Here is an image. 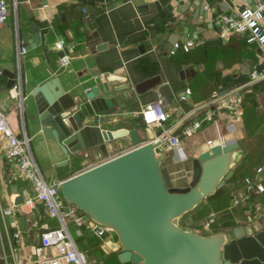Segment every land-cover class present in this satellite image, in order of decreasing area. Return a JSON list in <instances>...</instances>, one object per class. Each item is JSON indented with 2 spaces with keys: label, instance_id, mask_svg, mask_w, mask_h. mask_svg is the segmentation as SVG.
<instances>
[{
  "label": "crops",
  "instance_id": "1",
  "mask_svg": "<svg viewBox=\"0 0 264 264\" xmlns=\"http://www.w3.org/2000/svg\"><path fill=\"white\" fill-rule=\"evenodd\" d=\"M7 1L9 18L0 25V108L17 131L25 130L30 136L34 155L49 183L62 182L135 145L107 154L96 148L64 153L32 117L36 111L32 92L47 80L58 77L64 89L71 93L78 92L81 85H91L98 71L114 84L135 86L154 81L140 94L126 91V99L130 101L126 107L120 102L100 113L102 128L113 131L136 129L141 141L146 143L168 129L180 134L186 123L204 116L203 110L194 111L196 106L210 100L215 93H225L243 85L249 81L254 69L264 68V56L258 44L249 45L247 36L240 33L224 37L216 25L224 12L253 6L263 0ZM83 7L90 11V19L85 17ZM33 25L38 30L33 29ZM18 26L23 42L24 36L37 32L42 41L28 50L21 64L16 59ZM262 28L264 32V19ZM176 32L178 34L174 36ZM175 37L181 42L193 41L194 45L189 51L180 49L172 54L170 43ZM61 41L66 43L71 62L59 69ZM44 46L48 47V54L44 52ZM10 80L14 81L11 87ZM18 82L26 96L23 109L14 95ZM244 98L242 115L233 125H228L227 115L223 112L218 116V122H210L188 137L181 136L180 150L162 146L167 154L164 165L169 167L177 185H188L193 158L211 146L221 144L220 134L225 137L226 144H241L232 152V169L249 152L259 150V158H264V79L246 88ZM160 99L164 101L167 120L147 125L141 111ZM184 117L186 120L181 121ZM210 139L215 143L208 144ZM256 177L264 181V165ZM15 185L18 192H15ZM248 186L241 184L231 191L233 200L229 208L238 212L232 219L220 221L218 231L226 236L223 251L233 264H264V200L259 196L263 191ZM25 193H35L33 184L10 165L5 145L0 144L1 203L5 207L11 206L19 194ZM251 193L255 194L254 199ZM205 201L206 198L201 206ZM24 216V230H21L17 216H12L10 223L7 218L6 222L10 231H22L21 261L39 264L42 257L52 252L41 247V233L47 227L57 226L58 221L46 214L41 203ZM32 219H37L40 226L32 229ZM68 222L76 241L78 228L72 218ZM109 235L111 239L102 240L91 229L87 230L84 241L88 244L85 251L88 257L95 264H134L121 262L120 250L107 252L103 248L110 240L118 241L114 231ZM2 238L6 242L4 223L0 234V264H5L1 258Z\"/></svg>",
  "mask_w": 264,
  "mask_h": 264
},
{
  "label": "water",
  "instance_id": "2",
  "mask_svg": "<svg viewBox=\"0 0 264 264\" xmlns=\"http://www.w3.org/2000/svg\"><path fill=\"white\" fill-rule=\"evenodd\" d=\"M32 28L38 30L36 25ZM23 40L28 50L42 42L40 32L27 34ZM178 41L175 37L170 43L171 49ZM44 52L48 54L47 46ZM181 75L184 76L183 70ZM153 82L135 86L114 84L98 71L91 85L79 86L76 93L66 91L58 77L34 89L36 111L32 117L64 153L96 148L107 154L135 145L62 181L59 184L62 210L68 213L70 204H75L85 218L113 229L118 241L110 240L103 248L107 252L120 250L119 259L123 263L233 264L223 251L224 234L203 235L180 227L175 220L215 193L233 175L232 152L241 144H216L200 153L193 158L188 185L180 186L164 165L167 154L163 152L161 141L143 143L136 129L113 131L100 125L101 112L120 102L122 107L130 103L126 91L140 94ZM13 84L10 80L9 87ZM210 122L205 121L204 125ZM177 134L179 131L175 132ZM14 189L18 192L17 185ZM23 202L24 196L18 195L16 204ZM16 216L24 230L25 217L19 213ZM11 219L9 216V223Z\"/></svg>",
  "mask_w": 264,
  "mask_h": 264
},
{
  "label": "built area",
  "instance_id": "3",
  "mask_svg": "<svg viewBox=\"0 0 264 264\" xmlns=\"http://www.w3.org/2000/svg\"><path fill=\"white\" fill-rule=\"evenodd\" d=\"M9 2L7 0L0 1V25L4 24L9 18ZM85 17L91 18L90 11L87 7H83ZM264 19V0L255 4V6H247L245 8L236 9L231 12H224L216 20V25L222 36L226 37L232 33H240L247 36L250 43H257L261 48L264 56V32L262 28V20ZM18 45L16 51V59L21 64L23 58L28 52L27 45L22 41L19 34V26L17 29ZM194 45L193 41H178L171 49V53L175 54L178 50L183 49L189 51ZM59 49L62 52L59 57V69L67 67L71 62V55L66 48V43L61 41ZM264 79V68L254 69L250 75L249 81L225 93H215L213 97L196 106L194 111H204V116L193 122L186 123L180 134L175 135L173 129H168L159 135L155 140L161 141V146L165 145L172 150H180L182 148L183 137L190 136L194 131L202 128L205 121L218 122V116L225 112L227 115L228 125H233L242 115L244 90L253 83ZM15 97L19 100V106L23 109L26 96L23 93L21 82L15 86ZM143 119L147 125L154 123L161 124L167 120L164 101L162 99L151 103L144 107L141 111ZM184 117L181 121H185ZM221 144L225 145V137L220 134ZM215 141L208 140V144L212 145ZM0 144L5 145L8 162L12 167L18 170L20 176L33 184L35 193L22 194L24 202L16 204V199L11 206H3L0 199V234L1 227L5 225L6 242H3L1 258L5 264H24L20 257V240L22 231L20 229L10 231L6 219L9 216H24L36 207L37 203H41L46 214L58 221L57 226L47 227L41 233V247L51 249L49 255L42 257L39 264H95L77 245L75 238L70 230L68 219L72 218L76 225H86L100 239H111L109 233L114 230L110 227L90 218H85L80 213V208L75 204H70V211L65 213L62 210L63 196L59 191V183H49L34 155L31 138L25 130L17 131L12 125L11 119L5 115L0 108ZM163 148V147H162ZM249 189H253V184H249ZM256 189L260 192L264 191L263 183H258ZM20 195V194H19ZM25 217V216H24ZM215 217L212 215L205 224V229L210 230ZM39 221L32 219L31 228L39 227ZM115 232V231H114ZM2 237V235H1Z\"/></svg>",
  "mask_w": 264,
  "mask_h": 264
},
{
  "label": "trees",
  "instance_id": "4",
  "mask_svg": "<svg viewBox=\"0 0 264 264\" xmlns=\"http://www.w3.org/2000/svg\"><path fill=\"white\" fill-rule=\"evenodd\" d=\"M249 45H255L257 43H250L246 39ZM191 49V48H190ZM189 49V50H190ZM245 103V98L243 100V108ZM259 150L254 152H249L246 154L245 158L238 164H235L233 167V175L226 181V183L216 190L215 193L206 197V201L201 206L204 199L196 205L192 211L194 210V215L186 216V219H182L179 223V226L186 229L198 232L203 235H212L216 233H220L219 230V222L224 220H230L234 217V215L238 212V210L233 211L230 210V205L233 200V195L231 191L237 188L241 184H245L248 186L249 184H253L254 187L258 185V183L263 182L257 179V174L263 169L264 158L260 157ZM260 199L264 200V191L259 193ZM252 198L254 199L255 194L251 193ZM262 200V201H263ZM191 210L188 212H192ZM187 213V212H186ZM214 216L215 220L211 225L210 230L205 229V224L210 218V216ZM75 225V224H74ZM77 226V237L76 242L77 245L84 252L86 251L88 244L85 243V234L89 228L86 225H76ZM116 237H118L115 232ZM87 254V253H86Z\"/></svg>",
  "mask_w": 264,
  "mask_h": 264
},
{
  "label": "rangeland",
  "instance_id": "5",
  "mask_svg": "<svg viewBox=\"0 0 264 264\" xmlns=\"http://www.w3.org/2000/svg\"><path fill=\"white\" fill-rule=\"evenodd\" d=\"M191 211H192V210H191ZM193 211H194V210H193ZM193 211H192V212H187V213L183 214L182 216H180L179 218H177V219L175 220L176 224L179 225V223L181 222V220H182V219H186V216H188L189 214L193 213ZM197 233H198V232H197Z\"/></svg>",
  "mask_w": 264,
  "mask_h": 264
}]
</instances>
